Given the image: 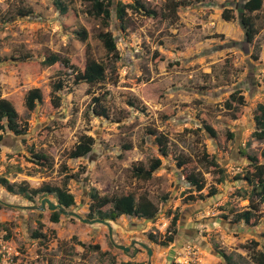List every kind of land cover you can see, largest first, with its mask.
<instances>
[{"label":"rangeland","instance_id":"rangeland-1","mask_svg":"<svg viewBox=\"0 0 264 264\" xmlns=\"http://www.w3.org/2000/svg\"><path fill=\"white\" fill-rule=\"evenodd\" d=\"M64 1L69 10L62 15L53 0H0V97L13 103L26 129L21 135L7 132L0 141V177L30 187L63 186L75 200L62 208L67 213L60 211L55 223L47 204L44 210L27 208L40 205L44 197L57 203L52 194L29 201L0 184V264H118L139 252L148 257L143 245L163 249L148 234L162 239L174 212L180 215V232L191 223V236L209 264H226L225 256L231 264H256L255 254L264 251V202L253 223L234 222L233 217L247 208L245 197L251 195V187L235 179L251 170L246 155L264 161V138L254 136L253 118L257 105H264V0L251 13L243 8L246 0H112L114 11L119 3L135 1L155 11L150 15L128 6L123 29L114 19L103 26L88 13L86 1ZM173 1L180 3L176 17L168 14ZM21 8L33 12L20 16ZM224 11L230 20L224 19ZM242 14L252 17L257 31L250 41ZM79 28L88 33L85 41L74 34ZM105 30L115 38L116 54L97 37ZM87 52L105 66L104 80L93 85L74 84L72 69L62 62L43 63L45 56L57 54L82 70ZM59 79L64 85L55 92ZM34 87L40 88L42 101L29 110L25 95ZM232 93L242 95L243 102L230 100ZM93 96L99 103L91 102ZM99 106L106 116L93 111ZM149 129L167 137V155H161ZM82 134L94 138L92 150L70 158L68 152ZM31 148L47 154L49 162H34ZM202 151L224 168L222 182L217 181L220 174L201 164ZM154 157L162 164L152 177L136 178L132 166H146ZM179 157L186 163L178 165ZM190 172L204 178L203 194L212 186L217 193L198 198L187 180ZM93 189L108 196L149 194L158 201L157 215L89 219ZM190 194L195 198L188 199ZM36 229L45 237H31Z\"/></svg>","mask_w":264,"mask_h":264},{"label":"trees","instance_id":"trees-1","mask_svg":"<svg viewBox=\"0 0 264 264\" xmlns=\"http://www.w3.org/2000/svg\"><path fill=\"white\" fill-rule=\"evenodd\" d=\"M89 3L90 8L88 9V13L92 16L99 18L102 21L103 26L107 27L111 20H115L118 22L120 28H124L126 24V8L129 6L131 8H139L143 9L146 14L155 15V11L150 10L145 7V5L139 1H135V3H130L129 5L119 3L115 11L112 9V0H82ZM263 0H246L243 3V8L247 12H253L259 10L262 7ZM53 4L60 14L64 15L68 12L69 7L68 4L64 0H53ZM180 5L179 2L173 1L169 5V12L173 17H176V9ZM31 8H21L17 10V14L20 16H27L32 14ZM223 17L225 20H230L231 15L228 14V11L223 12ZM241 23L244 27L245 35L247 40H252L253 36L256 34V29L254 26L253 19L250 15L242 14L240 17ZM76 37L81 41H85L88 37V33L84 28H79L74 31ZM97 37L101 40L105 49L109 53L116 54V42L113 34L109 30L99 31L97 33ZM29 55H24L23 58H27ZM57 62H62L64 67L71 68L72 73V82L74 84H78L81 82L88 83L90 85L101 82L105 78V66L93 59L90 54L87 52V58L82 70L75 69L72 64H69V60L66 58L61 59L57 54H50L45 56L43 63L46 65H53ZM70 75V73H68ZM64 76L66 74L64 73ZM64 85L62 79H59L53 87V90L57 92ZM55 98L58 97L55 95ZM232 101H237L242 103L243 96L236 95V93H232L229 97ZM42 101V92L40 88L34 87L30 88L25 95V105L29 110H33L36 107L37 102ZM91 102L99 103V97L93 96L91 98ZM58 105V104H56ZM225 105L230 107L231 102L226 101ZM95 110V111H94ZM93 111L97 115L106 116V109L102 106H99L98 110L93 108ZM254 122L256 125V131H254V136L258 139L264 138V105L258 104L256 107V111L254 114ZM203 128L210 133L212 137H216V133L213 128L207 124L203 125ZM25 127L21 125V122L18 120V112L13 105V103L5 98L0 97V141L4 138L7 132L12 133L13 135H21L25 133ZM149 134L154 135L155 141L158 145L159 152L161 155L165 156L168 153V142L167 137L161 133H157L156 129H149ZM94 144V138L88 134H82L77 141V143L69 150L68 156L70 158H80L87 155L91 150ZM125 149H129L130 145H124ZM31 158L34 159V162L42 165H46L49 162V158L47 154L42 152H34L33 148L30 149ZM200 162L206 166L213 168V172L220 174L217 179L218 182H222L224 180V168L220 167L214 155L208 154L205 151H202ZM261 157L264 159V151L261 152ZM250 161L251 170H246L243 175H236V180H243L247 183L248 186L251 187L249 193L251 195L247 196V190H242V194L245 198L249 199V203L247 208L242 209L241 211H237L234 213L233 221L239 222L243 221L246 224L255 222L256 212L258 210L259 203L264 202V161L261 162L260 158L254 155L247 154L246 157ZM185 158H178L177 164H185ZM162 161L160 157L152 158L149 163L144 166L143 164H137L132 166V173L136 178L148 180L152 177L153 173L161 166ZM187 180L189 184L198 192V198L203 199L207 196H212L217 193L216 187L212 186L209 189L208 194H203L202 190L205 187L204 178L195 172H190L187 175ZM0 184L5 187V189L9 193L20 194L25 199L32 201L35 196L39 194H52L59 205L62 208H68L74 205V196L63 186H54L49 185L47 183L42 184L39 187H30L27 182L22 181L19 183L9 182L6 178L0 177ZM256 196V201L253 200L254 196ZM91 202L88 205V218L92 220L98 221H106V220H115L121 215L125 216H136V217H144L147 219H154L158 212V201L149 194H139L137 197L133 192H129L126 194H121L118 196H108V195H100L97 190L93 189L90 194ZM192 194L188 195V199H193ZM163 199L166 200L167 197L163 196ZM179 213L174 212V215L171 217L169 227L165 231L162 239H157L151 233L148 234L149 239L162 246L166 247L174 240V235L177 233V221L179 220ZM224 219L228 217L224 214L221 215ZM60 218V211L53 210L49 219L51 222H58ZM41 225V224H40ZM42 226V225H41ZM264 236V233L262 234ZM31 237L33 238H44L45 234L41 233L37 229L31 233ZM90 247V246H88ZM93 248H98V245H93ZM226 260V264H231L226 256L224 257ZM254 261L256 264H264V251H258L254 256ZM118 264H143L142 262H133V261H121ZM174 264V263H172Z\"/></svg>","mask_w":264,"mask_h":264},{"label":"crops","instance_id":"crops-1","mask_svg":"<svg viewBox=\"0 0 264 264\" xmlns=\"http://www.w3.org/2000/svg\"><path fill=\"white\" fill-rule=\"evenodd\" d=\"M187 223L189 227L184 225V230L181 232H180V226L179 228L177 227V233L174 235L173 242H171L168 246L163 247L162 250L153 248L152 255L151 256L146 255L148 257H145V254L139 252L135 257H133L132 259L129 258L126 261L142 262L143 264L150 263V261L153 262V264H172L174 249L180 244L184 243L185 241L196 239L193 236H191V232H190L192 228L191 223L190 222ZM203 260L206 264H209L210 262V259L204 256H203Z\"/></svg>","mask_w":264,"mask_h":264},{"label":"built area","instance_id":"built-area-1","mask_svg":"<svg viewBox=\"0 0 264 264\" xmlns=\"http://www.w3.org/2000/svg\"><path fill=\"white\" fill-rule=\"evenodd\" d=\"M173 261L175 264H206L200 246L193 240L186 241L174 249Z\"/></svg>","mask_w":264,"mask_h":264},{"label":"water","instance_id":"water-1","mask_svg":"<svg viewBox=\"0 0 264 264\" xmlns=\"http://www.w3.org/2000/svg\"><path fill=\"white\" fill-rule=\"evenodd\" d=\"M46 204L48 205L49 209H51V210L58 209L64 214L67 213V211L62 210V206L61 205H59L58 203L55 204V203L51 202L48 198L42 199L40 205H28L27 208L32 209V210H44ZM131 243L133 244L134 241H132ZM116 246H117V248H120V249H122L124 251H127L129 249V246L128 247L127 246H123V245H116ZM143 246L147 249L148 255L151 256V254H152L151 248L146 247L145 245H143ZM148 264H150V263H148Z\"/></svg>","mask_w":264,"mask_h":264},{"label":"clouds","instance_id":"clouds-1","mask_svg":"<svg viewBox=\"0 0 264 264\" xmlns=\"http://www.w3.org/2000/svg\"><path fill=\"white\" fill-rule=\"evenodd\" d=\"M44 198H47V197H44ZM41 203V202H40ZM55 204H57V203H55ZM60 211V210H59ZM191 240H193V241H195L199 246H201L195 239H191ZM189 241V240H188ZM186 242V241H185ZM173 263H174V261H173ZM175 264V263H174Z\"/></svg>","mask_w":264,"mask_h":264}]
</instances>
